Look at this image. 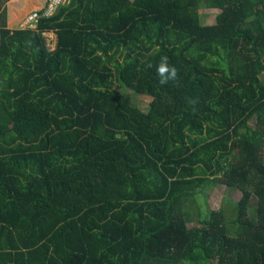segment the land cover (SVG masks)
I'll use <instances>...</instances> for the list:
<instances>
[{
  "label": "trees",
  "instance_id": "obj_1",
  "mask_svg": "<svg viewBox=\"0 0 264 264\" xmlns=\"http://www.w3.org/2000/svg\"><path fill=\"white\" fill-rule=\"evenodd\" d=\"M68 1L0 0V264H264V0Z\"/></svg>",
  "mask_w": 264,
  "mask_h": 264
},
{
  "label": "rangeland",
  "instance_id": "obj_2",
  "mask_svg": "<svg viewBox=\"0 0 264 264\" xmlns=\"http://www.w3.org/2000/svg\"><path fill=\"white\" fill-rule=\"evenodd\" d=\"M8 2V1H7ZM69 2V1H68ZM5 7V6H4ZM2 8V10L4 9ZM219 11L217 10H209V9H202L200 11V18H201V24L204 26H213L216 24L217 17L219 15ZM53 34H48V43L50 45L51 49L55 48V41L52 42L53 39H55V36H52ZM57 39V38H56ZM261 80L264 83V73L261 75ZM118 90L129 100V102L141 109L144 112H148L150 109L151 99L147 96L137 95L133 91L126 88L123 84H118ZM166 107H162V112H164ZM251 126H255V122L251 123ZM201 192V193H200ZM242 194L238 190L230 189L224 185H209L207 188L200 190L196 195V205L198 208L204 211H210V210H218L221 207H226L227 211H230L232 209H229L227 205L224 203L227 202L230 206L234 205L232 201H239ZM228 199H231L232 201H226ZM252 205H255V200L252 201ZM196 207L195 202L194 206L190 208V214L192 216H195V219H197V215L195 214ZM250 209V214L253 215V212ZM187 264V263H184Z\"/></svg>",
  "mask_w": 264,
  "mask_h": 264
},
{
  "label": "built area",
  "instance_id": "obj_3",
  "mask_svg": "<svg viewBox=\"0 0 264 264\" xmlns=\"http://www.w3.org/2000/svg\"><path fill=\"white\" fill-rule=\"evenodd\" d=\"M68 0H49V4L42 13L35 12L29 15L22 23V29H37L42 18L53 17L59 8L67 3Z\"/></svg>",
  "mask_w": 264,
  "mask_h": 264
},
{
  "label": "clouds",
  "instance_id": "obj_4",
  "mask_svg": "<svg viewBox=\"0 0 264 264\" xmlns=\"http://www.w3.org/2000/svg\"><path fill=\"white\" fill-rule=\"evenodd\" d=\"M149 67H152L150 64ZM156 74L161 85H166L169 82L178 81V69L169 63L167 56H162L159 63L156 65Z\"/></svg>",
  "mask_w": 264,
  "mask_h": 264
},
{
  "label": "crops",
  "instance_id": "obj_5",
  "mask_svg": "<svg viewBox=\"0 0 264 264\" xmlns=\"http://www.w3.org/2000/svg\"><path fill=\"white\" fill-rule=\"evenodd\" d=\"M45 34H46V36H47L48 34H53L52 36H55V37L57 36L54 32H47V33H45ZM56 38H57V37H56ZM56 38L52 40V42L56 40V42H55V48H56V46H57V39H58V38H57V39H56ZM55 48H54V49H55Z\"/></svg>",
  "mask_w": 264,
  "mask_h": 264
}]
</instances>
